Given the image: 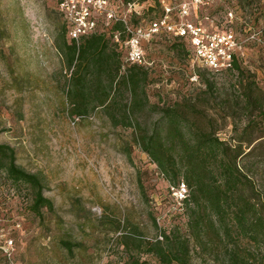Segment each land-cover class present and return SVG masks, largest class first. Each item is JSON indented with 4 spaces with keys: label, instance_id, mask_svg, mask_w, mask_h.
Here are the masks:
<instances>
[{
    "label": "rangeland",
    "instance_id": "rangeland-1",
    "mask_svg": "<svg viewBox=\"0 0 264 264\" xmlns=\"http://www.w3.org/2000/svg\"><path fill=\"white\" fill-rule=\"evenodd\" d=\"M164 1L173 7L190 2ZM57 2L0 0V143L13 148L20 167L41 176L43 195L52 203L38 218L29 209L27 186L0 171V264H130V255L162 264L143 245L125 247L117 240L127 233L150 242L161 239V231L187 238L186 264H231L232 250L250 264H264V119L253 117L256 125L242 133L247 116L237 97L248 80L264 88V0H211L187 15L241 40L239 80L233 73L207 72L181 40L160 36L144 43L150 64L143 87L147 103L137 115L143 127L155 121L156 108L191 102L210 118L205 129L230 147L238 138L251 140L242 142L236 158L252 182V189L240 193L262 209L263 227H236L230 214L222 225L212 213L216 230L206 229L199 238L189 229L175 185L133 145L129 127L110 123L100 107L84 116L69 114L68 71L55 47L65 23ZM198 72L212 82L210 90ZM61 239L76 245L67 251Z\"/></svg>",
    "mask_w": 264,
    "mask_h": 264
},
{
    "label": "trees",
    "instance_id": "trees-1",
    "mask_svg": "<svg viewBox=\"0 0 264 264\" xmlns=\"http://www.w3.org/2000/svg\"><path fill=\"white\" fill-rule=\"evenodd\" d=\"M152 1L154 5H146L139 16H130L131 24L137 23L140 18L150 19L161 14L158 0ZM116 30L122 31L121 23L103 25L99 21L95 31L81 36L75 43L66 35V26L62 23L55 47L68 71L64 96L69 114L84 116L89 108L100 107L110 123H122L129 127L131 142L148 156L158 172L175 187L179 181L185 185L187 192L180 202L188 211L187 223L194 238H199L206 229L216 230L210 218L212 213L222 225L225 224L223 218L230 214V220L236 227L247 230L253 228L254 232L263 227L259 216L262 209L256 206L252 198L240 193L243 189H252V182L240 170L236 158L242 152V142L249 144L251 140L238 138L230 147L215 135L213 129H205L203 123H208L210 118L202 108H197L191 102L184 108L174 105L156 108L158 116L155 121L149 127H143L137 115L147 103L143 87L147 80L148 66L123 64V48L112 39V32ZM122 38L123 33H120L118 41L122 42ZM172 39L187 44L183 38ZM240 59L241 56L233 55L231 67L222 72L233 73L239 80L238 75H242ZM198 77L204 87L210 90L212 82L201 72H198ZM124 92L127 93L126 98ZM237 97L242 100V110L247 116L246 124L241 129L245 133L250 126L256 125L253 117L264 119V88L260 89L253 80H248ZM0 171L12 183L27 186L31 194L29 209L34 215L40 218L43 208L52 210L51 201L43 195L41 176L20 167L15 162L13 148L3 143H0ZM160 233L161 239L150 242H142L127 233L120 234L117 240L125 247L138 249L143 245V252L153 255L162 264H186L189 255L187 238L173 232ZM60 245L71 251L76 244L61 239ZM238 254L233 250L228 254L227 259L231 264H250ZM129 263L146 264L133 255H130Z\"/></svg>",
    "mask_w": 264,
    "mask_h": 264
},
{
    "label": "built area",
    "instance_id": "built-area-1",
    "mask_svg": "<svg viewBox=\"0 0 264 264\" xmlns=\"http://www.w3.org/2000/svg\"><path fill=\"white\" fill-rule=\"evenodd\" d=\"M210 1H181L173 7L164 0H158L161 14L150 19L140 18L134 24L130 23V16H139L146 5L152 6L147 0H58L56 9L65 21L66 35L75 43L81 36L95 31L99 21L103 25L121 23L122 31L112 32V39L123 48V64L149 65L143 45L163 35L183 38L189 46L191 57L193 56L192 61L212 72L220 73L231 67L233 55L241 56L242 42L230 30H211L202 26L198 20L187 18L191 9ZM226 16L231 18V12H227ZM120 33H123L122 42L118 41ZM175 191L181 199L185 195V186L181 183L175 187Z\"/></svg>",
    "mask_w": 264,
    "mask_h": 264
}]
</instances>
